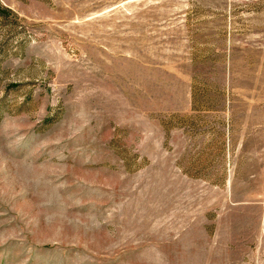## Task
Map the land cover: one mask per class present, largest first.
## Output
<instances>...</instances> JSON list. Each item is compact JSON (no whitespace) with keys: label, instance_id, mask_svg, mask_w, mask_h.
Segmentation results:
<instances>
[{"label":"rangeland","instance_id":"374dc122","mask_svg":"<svg viewBox=\"0 0 264 264\" xmlns=\"http://www.w3.org/2000/svg\"><path fill=\"white\" fill-rule=\"evenodd\" d=\"M0 264H264V0H0Z\"/></svg>","mask_w":264,"mask_h":264}]
</instances>
